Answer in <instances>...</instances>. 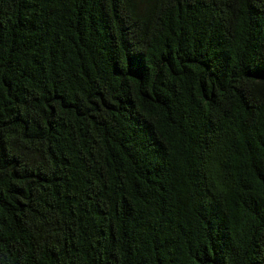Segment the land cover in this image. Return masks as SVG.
I'll use <instances>...</instances> for the list:
<instances>
[{"label":"trees","instance_id":"obj_1","mask_svg":"<svg viewBox=\"0 0 264 264\" xmlns=\"http://www.w3.org/2000/svg\"><path fill=\"white\" fill-rule=\"evenodd\" d=\"M0 264H264V0H0Z\"/></svg>","mask_w":264,"mask_h":264}]
</instances>
